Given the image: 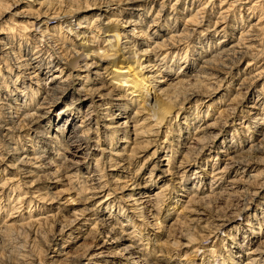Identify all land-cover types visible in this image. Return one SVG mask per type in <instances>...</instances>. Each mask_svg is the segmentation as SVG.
Here are the masks:
<instances>
[{
    "label": "bare ground",
    "instance_id": "bare-ground-1",
    "mask_svg": "<svg viewBox=\"0 0 264 264\" xmlns=\"http://www.w3.org/2000/svg\"><path fill=\"white\" fill-rule=\"evenodd\" d=\"M96 7L98 11L91 12ZM140 44L145 47L138 48ZM103 57L117 61L116 66L102 62ZM178 64L183 65L172 73ZM213 85H222L224 91L217 104L225 106L216 116L213 111L219 105L210 103ZM230 93L228 102H223ZM68 96L71 100L63 107ZM243 99L251 100L245 111L250 116L242 114L235 122L230 141H223L217 154L227 153V158L213 167L211 182H219L220 190L214 186L197 196L200 188L194 184L192 192L185 188L190 195L184 200V195L176 194V179L168 175H177L178 183L187 187L185 164L203 149L217 148V139L228 133L241 112ZM194 100L184 111V104ZM172 115L176 116L168 119ZM194 125L192 144L176 166L178 148ZM171 132L179 145L175 149L171 143L165 149ZM162 151L165 156L160 158ZM151 159L150 174L143 177L142 169ZM166 160L162 174L155 173ZM174 167L179 172H173ZM234 171L246 178L228 181ZM108 175H113L110 182L121 189L120 195L110 187ZM28 176L34 178L26 181ZM44 177L51 182L32 186ZM58 182L64 190L56 193L51 188ZM158 182L163 184L152 191ZM67 193L70 198L62 196ZM223 195L241 202L238 216L246 215L256 202L263 201L259 209L264 211V0H0V248L16 232L28 230L34 237L27 248L16 246L25 262L57 264L56 257H70L65 248L77 238L76 231L93 240L107 233L113 243H124L120 252L123 259L131 260L119 264H155V258L166 260V251L157 257L153 248L161 204L170 203L166 216L183 205L175 221L181 227L187 221L209 224L221 218H208L205 204ZM114 198L121 201L115 204ZM70 203L81 207L68 208ZM29 204L34 210H25ZM107 208L112 214L101 217ZM65 210L71 211L68 219L61 214ZM234 210L200 239L189 231L183 244L191 252L183 258L179 255L175 264H199L198 259L200 264L263 260L264 240L250 247L245 258L235 251L243 245L240 239L234 237L233 247L222 245L226 239H220L217 230L239 220ZM49 224L60 225L52 241L60 239L62 246L55 249V256L42 248L36 255V237ZM246 225L255 235L264 232L262 222L256 227L248 219ZM146 227L153 229L151 235L143 233ZM232 228L247 232H241L244 227ZM210 239H215L214 244L205 247ZM108 242L105 239L96 249L99 243L84 246L85 251L69 264L100 260ZM3 252L0 249V264H9L10 254Z\"/></svg>",
    "mask_w": 264,
    "mask_h": 264
},
{
    "label": "rangeland",
    "instance_id": "rangeland-1",
    "mask_svg": "<svg viewBox=\"0 0 264 264\" xmlns=\"http://www.w3.org/2000/svg\"><path fill=\"white\" fill-rule=\"evenodd\" d=\"M25 1H28V0H25ZM161 1V0H160ZM171 1V0H170ZM123 3V2H122ZM167 3H169V1H167ZM100 5V4H99ZM99 5H96V6H99ZM116 5L117 4H113L112 5V8L113 7H116ZM122 5V4H121ZM98 9H99V7H96V8H94L93 10H91V12H97L98 11ZM102 11V10H101ZM53 23H56V20H52V24ZM208 23V22H207ZM141 47V49L143 48V47H145V45H142V44H140L139 46H138V48H140ZM108 49H111L110 48V46H108ZM93 51H94V54L96 55V50H94L93 49ZM112 58H106V57H103V58H101V61L102 62H109L108 64L109 65H111V67H114V66H116V63H117V61H115V60H113ZM111 62V63H110ZM125 65L124 66H127V64H128V62H125L124 63ZM113 65V66H112ZM183 65V64H182ZM181 64H178V66H176L173 70H172V73H175L176 74V72H178L179 71V69L181 68V66H182ZM246 65V60L245 61H243V63L240 65L241 66V68L243 69L244 68V66ZM120 66V65H119ZM128 67H130V65L128 66ZM192 73H194L193 71H192ZM51 74V73H50ZM50 74H49V76H47V77H50ZM243 74V73H242ZM241 75V74H240ZM51 78L52 77H50V79H48V82L50 83V81L49 80H51ZM239 78V77H238ZM239 79H237L236 81H235V85H233L234 86V88H236L235 86H237L238 84L237 83H239ZM216 86V87H215ZM213 88H214V91H215V94L213 95V99L210 101V103H212V102H214L216 105H219V104H217V103H219L221 100L219 99V97L224 93V91H223V87H222V85H213ZM216 88V89H215ZM217 92V93H216ZM231 92H233V90L231 91ZM235 92V91H234ZM155 95V94H154ZM229 97H231V93L228 95V98H226L223 102H228V100H229ZM149 99V98H148ZM246 99V98H245ZM245 99H243L242 101H241V103H242V105L244 104V106L243 107H241L240 108V111L241 112H239V115H237L234 119V122H232V124H231V126H229V128L227 129L228 130V133L226 134V135H224V136H221V137H219V139H217L218 141H217V148H214L213 150H211V149H209V147H207V148H205V149H203L204 151L203 152H201V153H198V155H196V159H193V160H191L190 162H188V163H186L185 164V169H187V172L185 173V175H184V177L186 178V186L187 187H184L185 185H180L178 182H180V179H178V177H174V175L172 174V175H168L169 176V178H173V179H176L175 180V185H176V189L178 188V192H176V194L177 193H179L180 194V196H183L184 195V197H183V199L184 200H187L188 199V196L190 195V194H188L189 193V190H188V192L186 193L185 191H186V189L187 188H189L190 189V191L192 192L193 190V187H194V184H196L197 186H199V188H200V190H199V193H198V195L197 196H199L200 194H202V193H206V192H208L209 190H213V189H215V187H216V189H218V190H220L219 188H220V186H221V184L219 183V182H211V175H212V173H213V171H214V166H217L218 164L220 165L221 164V161H222V163L225 161V158H227V153H226V155L225 154H222V155H217L218 153H219V150H220V144H222V142L223 141H230V139H231V131H232V128H233V125L235 124V122L237 123V121H239L240 120V118H241V116H242V114L245 116V115H247V118L250 116V114H248L247 112H245V111H247V109H248V106H246V105H249V104H251V100H246L245 101ZM71 100V96H68L66 99H64L63 100V102H62V106L63 107H65L66 106V104H67V102H69ZM231 100V99H230ZM241 100V99H240ZM195 101L196 100H194L192 103H190V104H188L189 102H187L186 104H184V111H185V109L186 108H188L189 106L191 107L194 103H195ZM250 102V103H249ZM210 103H207V104H210ZM65 104V105H64ZM220 106V107H219ZM218 107H217V109L215 110V111H213V115H217V113H218V110H222L223 108H222V106H225V104H220ZM189 107V108H190ZM243 110V111H242ZM183 111V110H182ZM176 115H172V116H170L168 119H171V118H174ZM80 119V118H79ZM167 119V120H168ZM78 120V119H77ZM178 121H180V119H177ZM182 120V119H181ZM57 120L55 119L53 122H56ZM78 122V121H77ZM167 121H165V123H166ZM204 122V121H203ZM196 124H198V121L196 122ZM168 124L166 123V126H167ZM195 126L196 125H194V127H192V129L190 130V135H188V134H185L184 135V137L186 138L185 140H183L182 142H181V144H180V147L181 148H178V155H177V159H176V162H174L175 163V165L177 166V165H179L180 164V161L182 160V158H183V150H186L187 149V146H190L192 143H191V140H193V137H194V131H195ZM235 126V125H234ZM231 127V128H230ZM161 130L162 131H165V127H161ZM173 133L171 132L170 134H169V136H168V138H170V139H167L168 140V142H165V144H166V148L165 149H168L169 147V145L171 144V143H175L174 144V147H175V149L177 148V146L179 145L178 144V137H176L175 135H172ZM164 134H162V135H160V138H161V141H164L166 138H164V136H163ZM187 136H188V138H187ZM225 136L227 137V138H225ZM229 137V138H228ZM174 138H176V139H174ZM225 138V139H224ZM229 143V142H228ZM165 144L163 143V145L165 146ZM248 144V142H246V144L243 146V147H246V145ZM223 145V144H222ZM165 151V150H164ZM164 151H162V152H159V155L158 156H160V158H163V155L165 156V153H164ZM98 154H97V156H100V153L99 152H97ZM221 153V152H220ZM97 156H96V158H97ZM162 156V157H161ZM195 157V156H194ZM198 157V158H197ZM156 159H158V158H156ZM222 159V160H221ZM143 160H145V159H143ZM153 160L154 159H151V160H149V162L148 163H146V165H145V167L142 169V176L143 177H146V176H148L149 174H150V168H151V166H152V164L154 163L153 162ZM91 162V161H90ZM168 161L166 160V161H164V166H162V167H160V169L161 170H159V171H157L156 170V172L155 173H161L162 174V169L164 168V169H166V163H167ZM95 158L94 159H92V163H90V169H91V167L93 168L94 166H95ZM89 164V163H88ZM207 164V165H206ZM86 166H87V163H86ZM138 166V165H137ZM137 166H135L134 167V171L136 170V169H138V167ZM199 167V168H198ZM258 167V166H257ZM84 169L86 170V167H84ZM84 169H82V171L84 170ZM195 169H197V171H195ZM171 170H173V172H179V170L177 171V168H171ZM85 172V171H84ZM107 172L109 173V172H111L110 170H109V168H107ZM182 173V172H181ZM181 173H179V175L181 174ZM164 174V173H163ZM176 174H178V173H176ZM206 174V175H205ZM242 176V177H241ZM246 175L244 174H237L235 171L233 172V173H231L230 175H228L227 176V180L229 181V180H231V179H237V180H239L240 178H241V180H239V182L240 181H243V179H245L246 177H245ZM111 177V178H110ZM32 178H34V176H28V177H26L25 178V180L27 181V180H29L30 181V179H32ZM106 178H107V176H106ZM108 179H109V185H110V187L111 188H113V189H115V195H120V191H121V189L120 188H116L115 187V184L114 183H111L110 181H113L114 180V178H113V175H108ZM113 179V180H112ZM123 179V178H122ZM51 180L52 179H49V178H46V177H44V180H42V182L41 181H37L35 184H33L32 186L33 187H43L45 184H48V183H50L51 182ZM124 180H125V178H124ZM126 180H128V178H126ZM38 183V184H37ZM59 183V185L58 186H53L52 188H51V190L53 191H57L56 193H59V191L61 190H64V188L62 187V184H61V182H58ZM199 183H200V185H199ZM61 184V185H60ZM163 184V182H158V183H156V186H152V188H151V190L153 191V190H156L157 189V187H159V185H162ZM174 184V183H173ZM158 185V186H157ZM218 185V186H217ZM26 186L27 187H29V188H31V183H27L26 184ZM215 186V187H214ZM62 188V189H61ZM186 188V189H185ZM198 188V189H199ZM212 188V189H211ZM118 191H117V190ZM119 189H120V191H119ZM184 189V190H183ZM59 190V191H58ZM180 190V191H179ZM217 190V191H218ZM168 193V192H167ZM62 196H67V198H70V195H68V193L66 194V195H62ZM11 197V196H10ZM228 198V199H227ZM232 198V199H231ZM213 199H215V198H213ZM113 200H116L115 202H113V203H115V204H118V201H121V199H117V198H114ZM217 200V201H216ZM228 201V202H227ZM165 202V203H164ZM161 205V212L158 214V216H157V218L159 219V226L158 227H160L159 228V231H158V228H155L156 230L155 231H157L156 233L159 235V236H157L156 237V240H154L155 242H156V245L155 246H153V248H155V251L157 252V253H155V255L157 254H161L160 252L163 250V252H165V253H163L164 254V256L166 255V258H163V259H166L165 261H157L158 259H153L152 260V262H157V263H155V264H175V261H176V259H179V255H182V258L184 257V255H186V254H189L190 252H191V250H188L187 248L188 247H190V246H184V244L183 243H186V238H188V237H190V234H188L189 233V231L191 232V234H194V236H195V238H198V239H200V238H202L203 236L202 235H204V234H209L208 232H210V231H214V230H212L214 227H216V224H220L221 222H223L222 220H224V219H226V217L228 218V217H230V216H228V215H230L231 214V212L233 211V209H235L234 211H236V212H234V216L235 217H238L239 218V220H237V221H234V220H232V221H230L229 222V224H228V226H227V228H218V232L220 233V239H226L225 241H224V243L222 244V245H226V246H228V245H230V247H233V245H235L236 243V240H235V238L234 237H236V238H238V240L240 239V242L241 243H243V245H242V247H239L240 248V251H237V250H235L236 251V253L240 256H242V257H246L247 255H245L247 252H248V250H249V248L250 247H254V246H257V245H259V243L262 241V240H264V232L262 233V234H253V232L251 231V229H249V226L248 225H246V227H245V224H247V221H248V219H251L252 221H254V223H255V226L256 225H259V223L260 222H262V223H264V211H261L260 212V209H259V207L263 204V201L261 202V204L259 203V202H256L255 204H254V206H253V208L251 209V210H249V212L246 214V215H244V214H241V215H237L238 213H239V211L237 210V209H242V208H240V207H242V206H240L241 205V202H238L237 200H234L233 199V197L231 196V197H229V196H227V195H223L221 198H217V199H215V200H209L208 201V204H205V205H207V207H206V210H204V213L207 215V217L209 218V217H211L212 216V219H215L216 220V218H221L220 220H216V221H213L214 223H206L205 221L204 222H200V223H190V222H188L187 221V224H185L184 223V225L181 227V226H179V225H177V224H175V221L177 220L176 218H178V214H179V212H180V210H182L181 208L183 207V205H180L179 204V206L180 207H176L174 210H173V212H172V215L171 214H169V215H167L166 216V214H165V210L169 207V202L168 201H164ZM237 203V204H236ZM260 204V205H259ZM239 205V206H238ZM25 206V205H24ZM23 206V207H24ZM110 206H113V205H110ZM109 206V207H110ZM72 207H74V208H80L81 206L80 205H78L77 203H70V206L68 207V208H72ZM108 207V208H109ZM204 206H203V209L205 208ZM105 209L104 211H103V213H101L100 214V216L101 217H103V215H105V216H107L108 214H110L111 213V209ZM127 208V207H126ZM24 209V208H23ZM29 209H33V208H31L30 207V204H29V207H27L25 210H29ZM34 210V209H33ZM231 211V212H230ZM71 212V211H70ZM70 212H68V210H65V211H61V214H63V215H65V218H70L69 217V215H71V213ZM127 213H130V215L131 216H133L134 217V215H133V213H131V211H130V208H127ZM251 213V214H250ZM255 213H257V216H255V215H253V214H255ZM6 214V213H5ZM5 214H3V219L5 218ZM112 214V213H111ZM248 214H249V216L251 217V218H249V216H248ZM209 215H211V216H209ZM62 216V215H61ZM180 217V216H179ZM223 218V219H222ZM59 219H63V218H60L59 217ZM133 220H134V222L136 221L137 222V219H136V217L135 218H132ZM181 220V219H180ZM236 220V219H235ZM183 221H184V218H183ZM229 221V220H228ZM212 222V221H211ZM52 226L54 227V228H52ZM51 226V224H49V225H47L44 229H42L43 231L42 232H40L37 236L38 237H36L37 238V247L35 248V251H34V253L37 255L38 254V252H39V250H40V248H42L43 250L44 249H49L48 250V253L50 254V256H55V249H59L61 246H62V241L59 239H57V240H55V242L54 241H52V239L54 240V238H52L53 236H55V234H57V232H58V230H59V228H60V225H57V224H55V226L54 225H52ZM131 226V225H130ZM234 226H237L239 229L241 228V229H243V227H244V230H241V232L242 231H246L247 230V232H242V233H240V232H238L237 230V232L234 230L235 228H232V227H234ZM88 227H91V226H88ZM185 227V228H184ZM207 227V228H206ZM257 227V226H256ZM180 228V229H179ZM229 228H232V230H234V231H230L229 230ZM86 229H87V227L85 228L84 227V231H86ZM178 229V230H177ZM238 229V230H239ZM248 229L250 230L249 232H248ZM53 232H52V231ZM187 230V231H186ZM154 231V232H155ZM180 231V232H179ZM183 231H185V232H183ZM264 231V230H263ZM81 232V234H79ZM152 232H153V229L151 230H149V229H147V227H146V229L143 231V233L144 234H146V233H149L150 235L152 234ZM186 232H187V234H186ZM203 233V234H202ZM71 234V233H70ZM68 235H69V232H67V234L64 236V238H67L68 237ZM15 236V237H14ZM28 236V237H27ZM74 236H76L77 238H75L74 239V242H72L71 244H69L70 246H67L65 249V251H69L68 252V254H69V256L70 257H66V255H63V257L61 256H58V257H56V258H60V262H58L57 264H69L70 262V260H72L73 258V256H77V255H81L82 254V252L83 251H85L84 249H86V247L88 246V244L89 245H91V244H94L93 245V247L96 245V244H98L99 243V245H96L94 248L96 249V248H99L101 245H103L104 244V240L105 239H108L109 240V242H108V245L106 246V247H104V249H102V251H104L103 252V255H104V257L103 258H101L100 260H94L93 261V263H91V264H104L105 263V261H107V260H109L111 263H113V262H115L116 264H119L120 262H128V263H131V260H129V261H126L125 259H123V255H122V252H120V249L124 246V243L123 242H116V243H113V240L110 238V237H108L107 236V233H104L102 236V238H101V240H100V238L99 239H97V240H93L94 239V237L92 238H87V239H85V233H82V231H76L75 233H74ZM81 236H83V237H81ZM153 236L155 237V235L153 234ZM171 236V237H170ZM199 236V237H198ZM231 236V238L232 239H229V237ZM34 236H33V234H32V232H30V231H25V230H23L22 232H16V235L14 234L13 235V237H12V239H10V240H8V242H7V244L5 245V244H3L1 247L2 248H0V249H4V252L3 253H5V255L6 256H8V254H10L9 255V264H25L26 262H25V260L22 258L23 257V255H20L21 253H22V250H18L17 249V245L19 246V245H24V246H28L29 244L27 243V242H29L30 240H31V238H33ZM168 237H170L169 239H168ZM243 237H248L249 239H246V240H244V238ZM14 238V239H13ZM58 238H59V236H58ZM166 240H169V241H166ZM177 242H176V241ZM97 241V242H96ZM162 241H164V242H162ZM214 241H215V239H210V240H208V241H205L204 242V244H205V247H208V246H210V245H213L214 244ZM219 241H221V240H219ZM11 242H12V244H11ZM167 242H169V243H167ZM171 242V243H170ZM87 243V244H86ZM153 243V242H152ZM262 243H264V241L263 242H261L260 243V245L263 247V249H264V244H262ZM80 244V245H79ZM154 244V243H153ZM249 244V245H248ZM254 244V245H253ZM78 245L81 247H78ZM173 245V246H172ZM182 245V246H181ZM4 246V247H3ZM27 246H26V248H27ZM83 246V247H82ZM84 246H86L85 248H84ZM161 246V247H160ZM184 246V247H183ZM77 247V248H76ZM181 247V248H180ZM183 247V248H182ZM74 248H76V249H74ZM84 248V249H83ZM83 249V250H82ZM165 249V250H164ZM224 249V248H223ZM34 250V249H33ZM1 251H3V250H1ZM101 251V250H100ZM154 251V252H155ZM201 251H203L202 249H201ZM224 252V254L226 255L227 253H228V251H226V249H224L223 250ZM24 252V251H23ZM99 252V251H98ZM8 253V254H7ZM20 253V254H19ZM167 253V254H166ZM23 254V253H22ZM199 254H201V252L199 253ZM13 255V256H12ZM156 255V256H157ZM158 255V256H159ZM157 256V257H158ZM21 257V258H20ZM193 257V256H192ZM192 257L191 256H189V258L187 259V260H191L192 259ZM198 256H196V258H197ZM22 259H23V261H22ZM61 259H62V261H61ZM108 261V262H109ZM89 261H87V260H84V263H88ZM199 264L202 262V259H198V261H197ZM206 262V261H205ZM243 262V261H242ZM242 262H240V263H238V264H243ZM264 263V258H263V260H261V261H259L257 264H263ZM26 264H28V262L26 263ZM105 264H109V263H105ZM218 264H224L222 261H220Z\"/></svg>",
    "mask_w": 264,
    "mask_h": 264
}]
</instances>
